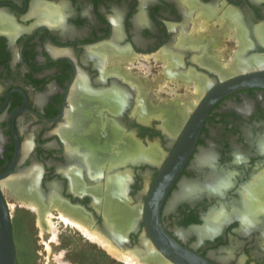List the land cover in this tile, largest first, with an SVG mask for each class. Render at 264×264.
I'll use <instances>...</instances> for the list:
<instances>
[{
    "label": "flooded vegetation",
    "instance_id": "1",
    "mask_svg": "<svg viewBox=\"0 0 264 264\" xmlns=\"http://www.w3.org/2000/svg\"><path fill=\"white\" fill-rule=\"evenodd\" d=\"M232 12L234 23L222 24L220 19ZM205 27L209 30L198 35ZM233 57L264 61V0H0V195L5 205L13 197L17 211L22 206L38 219L2 184L31 169L39 170L36 188L31 193L24 189L23 195L42 204L41 214L51 209L56 219L59 207H68L96 229L102 227L104 201L144 202L145 181L149 188L194 109L172 102L144 113L139 84L126 70L145 79L144 86L155 85L148 78L154 70L158 81L188 76L194 86L207 90L214 78L264 70L262 62L253 71H232L226 63ZM139 63L149 66L144 73L148 79L135 74L144 71ZM219 71L230 73L222 79ZM149 91L144 97L151 103ZM156 141L160 145L152 144ZM263 144L264 88L240 89L212 105L161 207L166 231L214 264H264V209L248 226L234 214L243 190L264 174ZM139 147L156 151L147 152L149 158L120 161ZM102 151L104 159H96ZM107 166L115 169L110 173ZM115 170L129 173L123 192L115 184L104 187ZM10 204L15 264H29L32 255L31 264H58L55 254L68 253L69 243L61 237L66 248L57 252L60 239L52 241L48 231V237L41 235L30 216L37 239L33 254L28 253L23 214H13ZM222 206L231 215L213 235H200L208 217ZM58 221L60 233L67 224ZM143 225L141 220L138 231L130 233L131 244L138 242ZM48 242L56 246L50 254ZM142 256L147 260V252Z\"/></svg>",
    "mask_w": 264,
    "mask_h": 264
},
{
    "label": "bare ground",
    "instance_id": "2",
    "mask_svg": "<svg viewBox=\"0 0 264 264\" xmlns=\"http://www.w3.org/2000/svg\"><path fill=\"white\" fill-rule=\"evenodd\" d=\"M229 12V11H228ZM234 19H235V14L232 12L231 13V17L229 16H224V18L220 19L222 22V24H224V21H228V22H233L234 23ZM219 21V20H218ZM204 23V22H203ZM221 24V23H220ZM194 25V23H193ZM203 25V24H202ZM228 25V24H226ZM222 26V25H221ZM224 26V25H223ZM200 32H198V35H203L206 33L207 30H209L208 27H205V28H200ZM205 31V33L203 32ZM245 46L248 44L246 43H243L242 45ZM219 56H216V58H218ZM157 58H160V57H157ZM235 57H233L231 59L230 62H228V64L226 63V65H229L231 66V68L233 69L232 71H237V70H255L254 68H256L255 66H258V64L264 62L261 58H249V59H234ZM241 58V57H240ZM219 59H222L221 57H219ZM142 65V64H141ZM225 66V65H224ZM254 66V67H253ZM260 68V67H259ZM219 69V68H218ZM130 72V73H129ZM220 73L222 71H219ZM165 73V72H164ZM169 73V72H168ZM230 72H226V71H223L221 73V77L222 79H224L223 77H227L229 75ZM232 73V72H231ZM245 73V72H244ZM248 73V71H247ZM126 76L129 75V77H131V80H134L135 84L138 85V90H139V93H140V99H139V107L141 109H143L144 113H148V112H151V111H154L156 113V111L158 112L159 109L163 106H166V107H171L173 104H180V106H182V104L184 103H187L188 105L192 106V107H188V109L190 110L191 108L194 109V107H196V105L199 103L200 101V98L202 97V95H204L206 92H207V87L208 86H200V84L194 86V92H195V95L192 94H188L187 95V99L185 101H183L182 99L178 100L177 98H175L173 100V104L171 105L169 103V101H166V99L163 101V99L159 100V101H152V98H151V103L145 101V95H144V92H145V89L147 88L146 86H144L145 84V79H143L142 77H139L138 79L133 77V73L131 70H126ZM243 74V73H242ZM221 81V80H220ZM141 85V86H140ZM146 85V84H145ZM80 87V86H79ZM86 88V87H85ZM79 89V88H78ZM83 89V87H82ZM148 91V90H147ZM151 93V97L153 94V91L150 90L149 91ZM148 92V94H149ZM80 94V93H79ZM197 94V95H196ZM75 95V94H73ZM78 95V94H77ZM84 95V94H83ZM72 96V95H71ZM178 96V95H177ZM150 97V96H149ZM144 99V100H143ZM178 100V101H177ZM119 101V100H118ZM79 102V101H78ZM119 103V102H118ZM138 104V103H137ZM151 104V105H149ZM120 105V104H119ZM182 108H184V106H182ZM191 109V110H192ZM135 110V109H134ZM178 111V109H177ZM181 111V110H180ZM187 111V110H186ZM153 112V113H154ZM141 113V112H140ZM138 113V114H140ZM160 113V112H159ZM173 113V112H172ZM179 113H182V112H179ZM184 114V113H183ZM147 115V114H146ZM152 115V113L150 114ZM149 115V117H150ZM162 115H163V112H162ZM185 115V114H184ZM184 115H181V116H184ZM190 115V114H188ZM141 116V115H140ZM148 116V115H147ZM160 116V115H159ZM167 117V116H166ZM172 117V116H171ZM142 118V117H141ZM152 118V117H151ZM162 119V118H161ZM173 120V118H172ZM166 121V120H165ZM163 122V121H162ZM173 122V121H172ZM184 122V121H183ZM167 123V122H166ZM180 124V123H179ZM169 125V124H168ZM175 125V124H174ZM173 125V126H174ZM176 128V127H175ZM119 132V131H118ZM171 135H173L171 132H170ZM175 134V133H174ZM175 136V135H174ZM172 136V137H174ZM119 140V139H118ZM130 140V139H129ZM117 141V140H116ZM126 141V140H125ZM73 142V141H72ZM129 142V141H127ZM126 142V143H127ZM88 144L90 145H93L94 143H91L89 142ZM117 146V144H115ZM128 145V144H127ZM130 145V144H129ZM133 145V144H131ZM128 147V146H127ZM87 148V147H86ZM97 148V147H96ZM129 149V148H128ZM263 151H264V144H263V147H262ZM87 150V149H86ZM103 150H104V147H103ZM135 150V149H134ZM129 151L127 152V155L125 157H121L120 161H124L126 160L127 158L128 159H133L136 158H143V157H148L147 155L150 153V152H155L156 149L153 147L152 150L150 149H145V148H138L136 149L137 151ZM95 151V150H94ZM114 151V150H113ZM127 151V150H126ZM149 152V153H147ZM146 153V154H145ZM157 153V152H156ZM90 154V153H89ZM88 154V155H89ZM106 152L105 151H102V153H98L95 158L97 159L98 157H102V159H104V156H106ZM112 154V153H111ZM123 154V153H122ZM160 154V152H159ZM113 155V154H112ZM157 155V154H155ZM153 155V156H155ZM92 157V155H90ZM90 156H87V157H90ZM119 156V155H117ZM123 156V155H122ZM159 156V155H158ZM120 157V156H119ZM156 157V156H155ZM163 157V155L161 156ZM149 158V157H148ZM158 158V157H157ZM87 159V158H86ZM89 159V158H88ZM99 159V158H98ZM112 159V158H111ZM109 160V159H107ZM117 160V159H116ZM115 160V162H116ZM94 161V160H93ZM112 161V160H111ZM138 161V160H137ZM141 161V160H140ZM142 161H144V159H142ZM155 161V160H154ZM100 162V161H99ZM108 162V161H106ZM131 162V161H130ZM152 162V161H151ZM89 163V162H88ZM95 163V162H93ZM118 163V162H117ZM137 163V162H135ZM105 165H102V168L104 167ZM123 166V165H121ZM125 166V165H124ZM108 167V166H107ZM96 168V167H95ZM113 169H115L114 167L112 166H109L108 167V172H113ZM102 171V170H100ZM103 172V171H102ZM39 173V170L38 169H31L30 171H28L26 174L22 175L20 178H17V179H13L8 177V179H6L5 181H3V187L7 190V192H10L11 194L15 195V197L17 198V200L22 203V204H26L25 206L28 208H31L32 210H34L36 213H38V224L40 226V231H41V235H44V236H49L48 233H46V231L50 232L51 234V240L52 241H57L59 239V221L56 222L54 220V216H53V212L52 210L50 209L48 212H46L44 215L41 214V210H42V204L37 200L35 199L34 197H27V199H25V196L23 195V192L24 189L27 190L28 192H32L34 191V189L36 188V178H37V175ZM100 173V172H99ZM108 173V174H110ZM264 173V172H263ZM19 174V173H18ZM213 175V174H212ZM14 177V176H12ZM224 177V176H223ZM216 178V177H215ZM229 178V177H227ZM129 179V173L126 172V173H121V172H118V171H114V175H109L105 184H104V187H106L105 189L109 188V187H112L113 184H115L120 190L121 192H123V190H125V188L127 187L128 185V180ZM230 179V178H229ZM228 179V180H229ZM225 180V179H223ZM223 182V181H222ZM221 182V183H222ZM225 184V183H224ZM229 184V183H228ZM223 184H219L218 187H222ZM254 186V187H253ZM79 187V186H78ZM246 187V186H245ZM99 188V187H98ZM223 189V188H222ZM264 190V174H260L256 177V179L252 182V184L248 185L244 190H243V197H242V200L240 202L239 207H235L234 209V214L241 217L242 220H244V225L245 226H248L250 225L251 223V218L254 217V215L258 212H260L262 210V208L264 209V197H262V199L260 198V193ZM101 191V190H100ZM145 191V190H144ZM148 191V187L146 188V191ZM191 191V189L189 190ZM216 191V190H215ZM182 193V192H181ZM190 193V192H189ZM222 194V192H220ZM54 194V193H53ZM142 194H144L142 192ZM177 194V193H176ZM56 195V194H55ZM34 196V194H33ZM57 196V195H56ZM192 196V195H191ZM118 197V195H117ZM121 198V195L119 196ZM118 198V200L120 199ZM131 198V197H130ZM131 200V199H130ZM107 201V200H106ZM104 201L103 203V208H101L103 214L107 215V213H109L111 211V209L113 208L114 210L115 209H118L120 210L121 207H123L121 205V201H123L122 199L119 200L120 202H116L112 199H110L109 201ZM56 202V201H55ZM54 202V203H55ZM106 202V203H105ZM124 202V201H123ZM105 204V205H104ZM10 208L13 209L14 208V204H10ZM6 207L8 208V211H9V218L11 216L10 214V210H9V206L8 204L6 203ZM53 207H58V204H54ZM60 209V217L58 219H60L63 223L69 225V226H73L74 228L78 229L88 240L92 241V242H95L97 243L99 246H101L109 255H111L112 257L124 262L125 264H171V263H168V261L164 260V259H160L159 260L157 259L156 255L152 252L149 244L147 243H143V252L142 255H146V252L147 254H150L149 255V258L148 260H145V261H149L148 263L146 262H143L142 260H140L138 254L136 251H132V250H129V249H124V250H120L117 246H115L114 244H112L110 242V240H108V238H106L103 234H101L100 232H98L97 230H95L92 226H91V223L89 221H86L84 220V218L82 219V215L79 214V212H75V211H72L71 209H69L68 207H62L60 206L59 207ZM44 211V210H43ZM77 211V210H76ZM125 211V212H124ZM139 211V207H133L130 211L129 209L125 210V208H123V212L125 213L124 214V217H127V215H129L130 217L129 218H132L133 215H136ZM43 213V212H42ZM81 213V212H80ZM83 214V213H82ZM231 215V213L227 212L226 208L224 206H222V208H217L207 219V222L205 224V226H203V228H201L199 230V234L202 235V236H205V235H213L214 232H216L219 227L223 224V222H225L227 220V218ZM85 216V215H84ZM83 216V217H84ZM87 217V216H85ZM108 221V220H107ZM109 221H110V218H109ZM250 221V222H249ZM123 220H120V221H117V222H111L112 223V227L113 228H110V229H114V230H118L119 233H123L125 232L126 230L124 229H121L123 225ZM10 223H11V219H10ZM256 223V222H255ZM264 225V224H263ZM109 226V225H108ZM107 226V227H108ZM264 229V227H263ZM124 230V231H123ZM183 234V233H182ZM13 241V240H12ZM44 243V242H43ZM47 245V249H48V254L52 253V247L55 246V244H51V243H46ZM45 245V247H46ZM56 247V246H55ZM64 252H61V254L59 253H56L55 254V258L57 260V263L58 264H72L70 263L69 261L65 260V257H64ZM140 253V254H141ZM141 255V256H142ZM50 258V257H48ZM142 258H144L142 256ZM146 258V256H145ZM50 263V262H49Z\"/></svg>",
    "mask_w": 264,
    "mask_h": 264
},
{
    "label": "water",
    "instance_id": "3",
    "mask_svg": "<svg viewBox=\"0 0 264 264\" xmlns=\"http://www.w3.org/2000/svg\"><path fill=\"white\" fill-rule=\"evenodd\" d=\"M250 87L264 88V70L231 75L221 81L214 78L212 87L202 96L181 127L177 143L171 154L166 157V161L160 165L154 180L148 188L145 201L135 203L124 201L121 202L123 207L120 210L112 208L107 215L101 212L102 227L94 229L108 238L120 250L136 251L137 254L139 253L140 260L146 263L149 261L141 258L142 253L140 254L143 251V243L149 244L158 260L159 258L164 259L171 264H214L183 246L166 231L160 221L161 207L195 145L201 124L210 107L223 96ZM172 141H175V139H172ZM133 207H139L138 213L133 215L132 218H129V215L124 217L123 208L130 211ZM120 220H124L122 222L124 226L121 229L126 230L125 232L119 233L118 230L110 229L113 228L111 222ZM141 220H143L144 225L139 232L138 242L131 244L130 233L138 231ZM0 264H15L9 213L1 195Z\"/></svg>",
    "mask_w": 264,
    "mask_h": 264
},
{
    "label": "rangeland",
    "instance_id": "4",
    "mask_svg": "<svg viewBox=\"0 0 264 264\" xmlns=\"http://www.w3.org/2000/svg\"><path fill=\"white\" fill-rule=\"evenodd\" d=\"M232 54L229 57H231ZM225 59L228 60V58H225ZM141 64L142 63L138 64V69H141V70L143 69L144 70L143 73L136 71L135 74H137V75L139 74V75L147 78V76H145L144 73L149 72V66L148 65L143 66V64L142 65ZM139 65H140V67H139ZM158 76L159 75L154 70H151V73L148 75V78L150 77L151 83L156 82L154 86H146L147 90L152 89V91L154 92L153 93L154 95H152V98H153L152 101L156 102V101H159L160 99L161 100L163 99V101H164L165 99H167L170 102V104L172 105V102L175 98H177L178 100L182 99L183 101H185L187 99L188 94H190V95L194 94L195 95L194 83H192V80H188V78H187L188 76L187 77L183 76L182 79H177V80L166 76L165 80H163V81H158V78H159ZM164 77H165V75H164ZM194 77H197V76H194ZM166 82H168V83L166 84ZM136 90H137V88H136ZM137 92H138V90H137ZM137 94H139V93H137ZM161 95H162V97H161ZM182 105L187 106V107H192V106L188 105L187 103H184ZM162 124L163 123L161 122V125ZM154 143L156 144L158 142L157 141L152 142V144H154ZM158 145H160V144L158 143ZM146 184H148L147 180L145 181V185H144V188L142 190H145L148 187V185H146ZM118 194L121 195V192H118ZM11 198L12 199L7 198V200L9 203L11 202L14 204V208L12 209V212L14 211L13 214H16V212L23 214L22 218H24V219H22V225H23L22 232L24 234V239H27L28 243H29L27 251H28V253L33 254L35 246H36L35 239H37V238L34 237L35 232H34V229L32 227V223H31L32 220L28 219L30 216H33L32 212H30V210H28L22 206H20L22 211L21 210L17 211L16 204H19V203L13 197H11ZM9 203H8V205H9ZM16 217H17V215H16ZM33 217H35V216H33ZM14 219H15V217H14ZM34 219H36L35 221L37 223V216ZM54 220L56 222H58V219L54 218ZM61 225H62V222H61ZM60 229H61L60 234H59L60 243L58 244L57 252L58 251H65L66 247L65 248L61 247L62 246L61 245L62 244L61 237H63V238H65V242L69 243V245L67 246L69 249V252L67 253L65 251L64 257H65V260L70 261L72 264H125L124 262H122V261L112 257L111 255H109L104 249H102L100 246L98 247V245L95 244L94 242L88 240L74 227L62 225ZM30 247H31V249H30ZM149 255L150 254H148V256H147V260L149 258ZM32 257H33V255L29 257V262H28L29 264H31V258ZM44 263L45 262H43V264Z\"/></svg>",
    "mask_w": 264,
    "mask_h": 264
}]
</instances>
